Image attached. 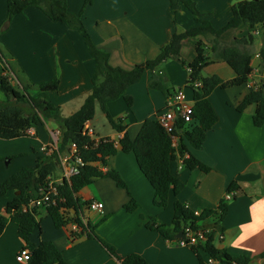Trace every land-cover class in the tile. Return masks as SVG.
<instances>
[{
    "label": "crops",
    "instance_id": "0c3cea01",
    "mask_svg": "<svg viewBox=\"0 0 264 264\" xmlns=\"http://www.w3.org/2000/svg\"><path fill=\"white\" fill-rule=\"evenodd\" d=\"M68 10L78 15L91 41L100 51L109 55L111 67L130 70L134 66L153 60L174 33L196 26L190 12L181 7L176 13L170 10L168 0H92L83 8L85 0H65ZM196 8L210 24L221 29L232 18V6L239 0H193ZM260 1V0H246ZM6 0H0V50L8 66L13 70L7 81L17 91L20 83L32 85V97L38 96L37 85L57 80L58 87L48 93L47 101L59 108L62 117H69L80 109L92 89L94 60L88 53L82 36L64 23L51 21L39 8L28 7L16 15L4 30ZM253 36L249 49L251 68L259 71L264 81V29L242 23L236 29L226 31L220 38L224 44L234 39ZM209 37L191 38L182 42L179 57L163 62L155 70L156 76L164 77L166 89L185 88L189 103L193 93L187 90L188 74L180 60L186 64L196 56V43L201 41L210 50ZM258 56V57H257ZM202 77L217 76L223 81L235 79L234 72L223 61L209 53ZM9 77V78H8ZM151 73L145 72L138 83L129 86L125 95L132 99L131 107L123 98L108 104L113 119L122 120L131 140L137 136L144 121L163 111L166 96L150 88ZM245 85L227 89H215L208 97L217 122L210 129L199 150L188 146L187 156H192L208 170L189 169L182 164L179 155L170 163V172L184 186L174 196L170 194L165 208L153 205L154 190L140 172L132 154H124L120 148L110 156L102 172L116 171L127 186L118 187L110 178H97L76 194L82 205L81 220L95 226V234L115 248L117 259L111 257L95 240H87L80 228L74 231L73 211L61 209L63 226L55 228L47 210L37 211L38 228L29 237L34 244L49 241L62 253L65 264H121L130 254H138L149 264H199L190 248L178 246L176 239L164 240L157 232L146 228L154 224L172 228L173 204L184 203L194 214L203 210H215L229 185L234 182L239 189L227 204L222 221L223 240H215L216 248L233 258L247 257L250 264L264 263V125L254 127L252 117L255 105L242 113L236 108L249 94ZM6 97L0 92V102ZM98 107V106H96ZM96 137L119 141L123 133L113 130L100 108L95 109L88 122ZM34 135L13 140H0V182H4L25 168L36 165L38 158L49 154L44 148L57 146V128L46 122L32 128ZM64 166L57 164L50 178L55 182L63 179ZM19 197L16 191L0 198V214L7 203ZM130 199L138 204L132 213L124 211ZM97 200L104 206L102 213L88 210L86 204ZM24 248L17 235V226L8 222L0 236V264H19L16 254ZM206 264H217L202 254Z\"/></svg>",
    "mask_w": 264,
    "mask_h": 264
},
{
    "label": "trees",
    "instance_id": "16d2710c",
    "mask_svg": "<svg viewBox=\"0 0 264 264\" xmlns=\"http://www.w3.org/2000/svg\"><path fill=\"white\" fill-rule=\"evenodd\" d=\"M170 10L176 13L181 7L186 8L196 23L193 28L174 33L171 40L161 47L158 55L150 61L134 66L130 70L111 67L108 63L109 55L100 51L91 41L81 19V13L72 14L65 0H6V21L4 30L9 22L28 7L39 8L51 21L64 23L68 28L76 30L83 38L88 53L94 60V72L91 82L92 89L83 105L78 111L69 117H62L59 108L47 101L48 93L58 87L57 80L44 82L36 86L38 96L32 97L30 90L32 85L20 83V91H17L7 81L4 75L14 72L8 66L4 54L0 50V92L6 97L0 102V140L8 141L27 136L28 129L37 128L46 122L54 124L58 131L57 149L46 157L38 158L32 168L22 169L4 182H0V198L8 192L16 191L19 197L13 199L5 206V211L0 214V236L8 222L17 226V235L24 242V248L30 252L27 264H65L62 253L49 241H39L34 244L29 237L38 228L36 215L30 211H23L29 202L39 196V190L50 179L58 164V154L69 152L71 144L77 147V155L85 163L79 173L69 180L62 179L56 182L62 202L56 206L47 208V213L55 228L63 226L61 209L73 211L74 224L81 229L87 240H95L108 254L117 259L115 248L102 241L95 234V226L89 222L83 223L80 216L82 205L76 194L89 186L94 179L110 178L115 184L127 191L125 182L116 171L102 172L100 167H105L110 156L116 153L112 142L101 143L94 146L93 142L83 133L85 123L93 120L96 106L106 116L110 127L123 136L118 141L119 148L124 154H132L136 164L154 190L153 205L165 208L170 194L177 196L184 188L183 184L170 172V163L176 155L183 157L188 154V146L199 150L202 148L207 132L217 122V116L209 102V95L215 89H227L245 85L251 72L252 55L249 48L253 44V36L247 35L242 39H234L224 44L221 36L230 29L238 28L242 23L251 27L261 26L264 29V0L246 1L239 0L232 6V18L221 29L214 28L205 16L198 11L193 0H168ZM92 0H85L83 8ZM207 38L211 45L207 51L203 42L199 41L195 46L196 56L194 60L186 64L180 60L182 67L188 73L186 88L192 89L195 82L200 81L201 87L193 91L192 124L185 126L177 122L176 132L181 134L178 148L172 146L169 135L160 126L155 118L146 120L135 137L131 140L122 120L113 119L108 112V104L123 98L128 107L132 105V99L125 95L129 86L138 83L145 72L151 73L149 86L169 96L171 91L166 89L164 77L156 76L153 72L163 62L173 57H179L182 42L191 38ZM209 53L218 60L225 62L235 74V79L223 81L217 76L203 78L201 73L207 65ZM264 57V51L261 52ZM255 105L256 109L252 117L254 127L264 125V81L259 80L257 90L250 91L236 108L242 113L248 106ZM184 137V138H182ZM189 169L201 168L207 171L200 162L192 156H188L183 162ZM239 187L232 182L226 193L238 191ZM129 194V192L127 191ZM87 206V204H86ZM138 209V204L133 200L124 205L126 213H132ZM227 212V204L222 200L215 210H203L200 214H194L187 206L179 201L173 204L172 228L165 229L154 224H146V228L157 231L164 240L175 239L176 235L190 227L193 230L211 228L203 243L191 247L199 264H206L202 257L205 254L217 264H250L247 257L233 258L225 251L215 247V234L223 232L222 221ZM121 264H149L138 254L126 256ZM264 264V263H262Z\"/></svg>",
    "mask_w": 264,
    "mask_h": 264
},
{
    "label": "built area",
    "instance_id": "2783aa9c",
    "mask_svg": "<svg viewBox=\"0 0 264 264\" xmlns=\"http://www.w3.org/2000/svg\"><path fill=\"white\" fill-rule=\"evenodd\" d=\"M258 57V56H257ZM189 71V69H187ZM261 77L258 70L255 68H251V72L248 76V80L245 84L250 91L257 90L259 87V78ZM201 87V82H195L192 85V89L189 90H198ZM193 93V91H192ZM192 113H193V102L189 103L187 99V93L185 88H178L169 94L166 97V104L163 111L158 112L156 114V120L160 124V126L164 129V131L169 135L172 141V146L174 148H178L179 142L181 140V134L176 132L177 122L183 123L185 126L192 124ZM83 133L89 137V139L93 142L94 146H97L101 143L112 142L116 149L119 148L118 141H112L109 138L105 137H96L94 130L89 126V123H85L83 126ZM27 136H33V130L28 129L26 132ZM57 139V133H56ZM184 138V137H182ZM57 149L55 148H44L43 151L51 154L53 151ZM187 154H184L182 159V164L185 159H187ZM58 164L64 166L65 173L63 179L69 180L71 177L77 175L79 173L80 168L85 166V163L81 160V158L77 155V147L75 144H71L69 147V152L64 154H58ZM236 196V192H228L223 198V203H228L234 199ZM62 202L60 199V193L58 190V185L55 181L51 179H47L45 184L39 190V196L29 202L27 207H24L23 211L33 212L37 216V211L39 209L47 210V208L51 206H56L57 202ZM88 210L92 212L102 213L104 211V206L101 202L97 200H90L87 202ZM5 211V208L3 212ZM83 223L85 221L82 220ZM74 231L78 229L77 225L73 227ZM211 228H204L199 230H193L190 227H185L182 233V238L176 239L178 246L190 248L193 246H197L199 243H203L206 240V236L210 233ZM223 232H217L215 234V240L222 241L223 240ZM30 258V252L23 248L21 249L15 256L16 262L19 264H27Z\"/></svg>",
    "mask_w": 264,
    "mask_h": 264
},
{
    "label": "rangeland",
    "instance_id": "374dc122",
    "mask_svg": "<svg viewBox=\"0 0 264 264\" xmlns=\"http://www.w3.org/2000/svg\"><path fill=\"white\" fill-rule=\"evenodd\" d=\"M179 72H180L179 75H181V76L184 75V74H185V75L188 74L186 70H184V71L179 70ZM7 76H8V75H7ZM6 78H7V77H6ZM8 78H9V77H8ZM187 90H189V89L187 88ZM96 108H98V107H96ZM152 119H154V117H153ZM152 119H150V120H152Z\"/></svg>",
    "mask_w": 264,
    "mask_h": 264
},
{
    "label": "water",
    "instance_id": "95a60500",
    "mask_svg": "<svg viewBox=\"0 0 264 264\" xmlns=\"http://www.w3.org/2000/svg\"><path fill=\"white\" fill-rule=\"evenodd\" d=\"M176 238H177V239L182 238V233L180 232L179 234H177V235H176Z\"/></svg>",
    "mask_w": 264,
    "mask_h": 264
}]
</instances>
